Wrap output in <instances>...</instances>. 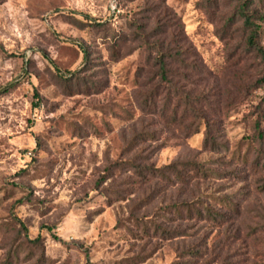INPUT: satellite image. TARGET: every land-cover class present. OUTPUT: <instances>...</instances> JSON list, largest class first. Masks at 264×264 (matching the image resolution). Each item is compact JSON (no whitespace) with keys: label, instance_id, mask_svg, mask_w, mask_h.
<instances>
[{"label":"rangeland","instance_id":"374dc122","mask_svg":"<svg viewBox=\"0 0 264 264\" xmlns=\"http://www.w3.org/2000/svg\"><path fill=\"white\" fill-rule=\"evenodd\" d=\"M243 4L264 46V0H0V264H264Z\"/></svg>","mask_w":264,"mask_h":264},{"label":"trees","instance_id":"16d2710c","mask_svg":"<svg viewBox=\"0 0 264 264\" xmlns=\"http://www.w3.org/2000/svg\"><path fill=\"white\" fill-rule=\"evenodd\" d=\"M239 16L241 17L242 20V27L243 29L248 31V36L246 38V49L249 53L253 54L256 59H259L260 64L262 66V76L259 78L257 81V84L259 85L260 88L263 89L264 91V46L260 42V34H261V29L262 27L254 21V13L249 10L248 6L246 4L240 5L239 6ZM155 63L158 67V72L161 75V82L157 87V90H161V93H164V87L165 83L168 80V62L166 59L165 53L163 54L161 51H159L157 57L155 58ZM164 83V86H163ZM157 94H159V91H157ZM166 95H164L163 101L166 102ZM168 102H166L164 110L167 108ZM173 118L177 119L178 117L176 116L177 113L179 112L178 110H181L182 112H189L193 111L196 113V110L198 111L199 114H203V109L202 106H198L193 104V101L191 100V96L187 93L181 92L180 95H175L174 97V103H173ZM199 109H198V107ZM165 114V111H164ZM185 117V116H184ZM203 120V118H200ZM184 121V120H183ZM195 131H190L191 134H195L198 132V126L195 127ZM191 130V129H189ZM210 142L209 134L208 137L205 139V144H208ZM254 143L255 145L258 146V149L254 152L255 157L252 158V143H249L247 146V149L245 153H242L241 149H239L233 157H235L239 163L247 165L250 160L251 164L250 166L258 171H264V131L261 128V124L259 121L256 122L255 124V134H254ZM181 164H172L167 166L165 169L163 168V172L168 171L171 169L172 174L176 178H183L185 179L187 177V173H189L190 177L192 175H203L205 176L207 174L206 169L203 168L202 164L198 163H186L183 164L181 167ZM183 176V177H181ZM170 178V177H169ZM192 203V201H191ZM177 208H180L179 204L175 205ZM186 207H191V204H186ZM51 230V228H49ZM40 237H37L36 239L33 240V242L39 243Z\"/></svg>","mask_w":264,"mask_h":264}]
</instances>
